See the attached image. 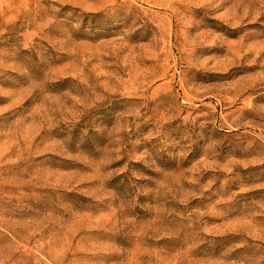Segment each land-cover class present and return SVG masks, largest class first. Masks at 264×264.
Returning a JSON list of instances; mask_svg holds the SVG:
<instances>
[{"label": "rangeland", "instance_id": "374dc122", "mask_svg": "<svg viewBox=\"0 0 264 264\" xmlns=\"http://www.w3.org/2000/svg\"><path fill=\"white\" fill-rule=\"evenodd\" d=\"M0 264H264V0H0Z\"/></svg>", "mask_w": 264, "mask_h": 264}]
</instances>
